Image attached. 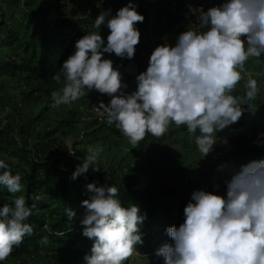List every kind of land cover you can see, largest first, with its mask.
Returning <instances> with one entry per match:
<instances>
[{
    "label": "clouds",
    "instance_id": "1",
    "mask_svg": "<svg viewBox=\"0 0 264 264\" xmlns=\"http://www.w3.org/2000/svg\"><path fill=\"white\" fill-rule=\"evenodd\" d=\"M137 8L129 0L115 14L111 8L98 13L94 30L75 41L74 52L52 77L59 83L62 75L63 83L51 93V107L69 105L95 90L110 97L107 104L100 101L96 111L131 145H139L147 135L162 137L174 124L195 136L204 158L217 145V133L238 122L249 110L244 106L260 93L257 80L249 77L244 95H233L246 62H264V0H223L207 10L189 5L198 22L181 32L174 46L163 43L155 47L129 94L122 73L105 54L134 59L140 41L137 23L145 19ZM105 27L109 33L102 37ZM254 143L264 146V132L257 134ZM88 151L71 179L90 169L100 170L90 165L100 159L103 148L90 147ZM0 170V186L9 193L21 192V175L13 174L2 159ZM222 183L224 195L194 190L183 209V222L165 228L171 242L154 253L162 264H264V159L240 165ZM213 188L218 189L219 184ZM86 190L89 196L81 202L85 215L79 223L81 235L92 245L82 257L83 264H125L143 244L140 226L147 214L135 204L122 206L114 185L96 186L93 182ZM34 207L24 195L16 196L11 205L0 206V264L33 233V226L26 221ZM64 212L69 219L75 215L67 207Z\"/></svg>",
    "mask_w": 264,
    "mask_h": 264
},
{
    "label": "rangeland",
    "instance_id": "2",
    "mask_svg": "<svg viewBox=\"0 0 264 264\" xmlns=\"http://www.w3.org/2000/svg\"><path fill=\"white\" fill-rule=\"evenodd\" d=\"M29 1V10L39 17L51 21L64 19L72 23L78 34L93 31L95 17L102 10L111 8L113 14L129 0H19ZM156 0H132L135 4L150 3ZM143 23H137L140 41L136 45L138 53L148 63L151 52L163 43L174 46L176 37L171 35L169 26L175 17L159 16L143 12ZM159 12H161L159 10ZM90 14V15H89ZM181 12L178 26H182L187 16ZM195 17V16H194ZM187 21V20H186ZM194 21L187 26L197 23ZM177 28V26H176ZM69 32V30H67ZM19 54L15 48H0V57L12 58ZM264 61V56L261 57ZM17 61V58H14ZM243 79L237 84L233 95L243 96L245 83L249 77L258 82L260 93L255 101L247 105L264 111V62L250 59L245 65ZM22 75V76H21ZM26 73L15 76L3 75L0 71V130L37 155L46 157L62 168L75 167L89 155V148L102 147L100 159L90 167L99 171L87 174H100L116 185H132L139 181L147 182V189L154 194L186 205L194 190L214 191L225 194L222 179L239 169L240 165L251 160H259L253 150L259 148L252 138L232 132L229 136L223 131L217 133L218 143L213 151L202 158L197 150L195 136L187 133L183 126H169L168 131L154 142L161 144L157 153L143 144L133 146L127 137L115 127L88 109V94L69 105L52 108V98L38 90V83ZM264 123V118H263ZM198 134V133H197ZM226 139L227 144L220 141ZM160 141V142H159ZM69 152H74L69 154ZM223 166L222 170L218 168ZM219 184L218 189L213 185ZM15 194V193H13ZM80 246L62 248L55 243H43L40 251L27 255L11 254L3 264H83ZM127 264H162L136 252L129 257Z\"/></svg>",
    "mask_w": 264,
    "mask_h": 264
},
{
    "label": "trees",
    "instance_id": "3",
    "mask_svg": "<svg viewBox=\"0 0 264 264\" xmlns=\"http://www.w3.org/2000/svg\"><path fill=\"white\" fill-rule=\"evenodd\" d=\"M222 2L223 0H156L153 4L140 3L137 9L163 17H175L169 29L171 35L177 38L195 19L186 9V5L190 4L193 8L202 6L207 10ZM30 6L29 1L20 3L19 0H0V48H15L19 51L13 59L0 57V71L6 76L29 74L37 81L38 90L51 98V93L62 87L63 83L62 75L59 83L52 77L59 72L63 61L74 52L75 41L83 35L80 36L76 27L64 19L56 22L39 17L35 11L29 10ZM179 12L183 14L180 15L181 18L187 16V21L182 26H178L180 18H176ZM108 33L106 27L101 29L102 37H106ZM105 58L111 59L113 66L119 68L123 81L128 85L125 91L129 94L134 91L135 77L146 70L148 63L136 52L131 60L107 53ZM109 100L107 95L93 90L88 94V109L97 108L100 101L107 104ZM244 107L249 110L244 112L238 122L226 127L223 133L229 136L234 132L256 140L257 134L264 132V111H258L255 107L252 110L249 105ZM101 119L106 122L103 117ZM158 140L160 138L147 135L142 142L147 147L152 144V149L158 153L161 144L154 143ZM253 152L256 157L264 159V146ZM0 159L8 164L13 174L21 175L23 185L22 191L15 194L0 186V206L5 203L11 205L19 195H24L28 204H35L26 221L33 226V233L25 236L19 247L13 248L12 254L16 256L40 251L44 242H52L62 248L78 245L80 254L89 252L92 241L81 235L82 226L79 221L85 215L81 202L89 196L86 185L93 182L96 186H116L122 206L135 204L139 206L141 213L147 214V219L140 226L143 244L138 245L136 251L145 257L162 261L154 253L164 243L171 242L165 228L172 225L178 227L183 222L185 205L165 199L159 194L136 190L132 185H116L100 174H86L73 180L71 174L75 167H60L46 157L37 155L34 149L15 141L2 130ZM32 196H38L39 199H29ZM65 207L75 212L71 219L66 216ZM127 263L128 260L125 261Z\"/></svg>",
    "mask_w": 264,
    "mask_h": 264
},
{
    "label": "built area",
    "instance_id": "4",
    "mask_svg": "<svg viewBox=\"0 0 264 264\" xmlns=\"http://www.w3.org/2000/svg\"><path fill=\"white\" fill-rule=\"evenodd\" d=\"M189 5L190 4H188V5H186V9L189 11ZM92 113H94V114H96V115H98V116H100V117H102L101 115H100V113H98L97 111H96V108L95 107H92V108H90L89 109ZM134 189H136V190H139V191H145L146 189H147V182H145V181H139L138 183H136L134 186ZM46 227V226H45ZM47 228V227H46Z\"/></svg>",
    "mask_w": 264,
    "mask_h": 264
},
{
    "label": "crops",
    "instance_id": "5",
    "mask_svg": "<svg viewBox=\"0 0 264 264\" xmlns=\"http://www.w3.org/2000/svg\"><path fill=\"white\" fill-rule=\"evenodd\" d=\"M22 76V75H21ZM35 82V81H34Z\"/></svg>",
    "mask_w": 264,
    "mask_h": 264
}]
</instances>
